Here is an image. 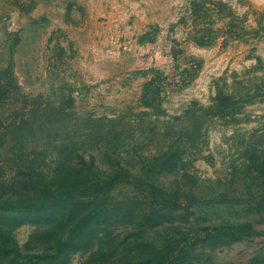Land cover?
Returning a JSON list of instances; mask_svg holds the SVG:
<instances>
[{
  "label": "rangeland",
  "instance_id": "1",
  "mask_svg": "<svg viewBox=\"0 0 264 264\" xmlns=\"http://www.w3.org/2000/svg\"><path fill=\"white\" fill-rule=\"evenodd\" d=\"M0 264H264V0H0Z\"/></svg>",
  "mask_w": 264,
  "mask_h": 264
},
{
  "label": "trees",
  "instance_id": "2",
  "mask_svg": "<svg viewBox=\"0 0 264 264\" xmlns=\"http://www.w3.org/2000/svg\"><path fill=\"white\" fill-rule=\"evenodd\" d=\"M205 13H210L211 12V8L209 7H205ZM193 12L196 16H199L200 13L198 12V10L195 9V6H194V9H193ZM233 17H236L234 14H233ZM195 17L194 19L191 18V21L195 23ZM260 22V21H259ZM258 22V30H262L263 26H261ZM261 23V22H260ZM196 27V26H195ZM216 36H214L213 34V31L211 33H205L204 31V28L202 27H197L194 31V35H193V40L199 44H204V43H208L209 41H212L215 39Z\"/></svg>",
  "mask_w": 264,
  "mask_h": 264
}]
</instances>
